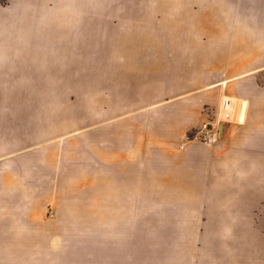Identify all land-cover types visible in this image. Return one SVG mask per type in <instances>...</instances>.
I'll use <instances>...</instances> for the list:
<instances>
[{"label":"rangeland","instance_id":"1","mask_svg":"<svg viewBox=\"0 0 264 264\" xmlns=\"http://www.w3.org/2000/svg\"><path fill=\"white\" fill-rule=\"evenodd\" d=\"M0 264H264V0H0Z\"/></svg>","mask_w":264,"mask_h":264},{"label":"built area","instance_id":"2","mask_svg":"<svg viewBox=\"0 0 264 264\" xmlns=\"http://www.w3.org/2000/svg\"><path fill=\"white\" fill-rule=\"evenodd\" d=\"M221 133L222 129L220 128V122L218 124H211V126L209 125V122H205L194 136L185 133L179 143V147L181 149L186 148L187 143L193 141L197 137H202L205 141H213L216 140Z\"/></svg>","mask_w":264,"mask_h":264},{"label":"bare ground","instance_id":"3","mask_svg":"<svg viewBox=\"0 0 264 264\" xmlns=\"http://www.w3.org/2000/svg\"><path fill=\"white\" fill-rule=\"evenodd\" d=\"M229 79H224L221 82H219L220 85H223L228 83ZM236 98L232 95H228L222 91L220 100H219V108H218V117L219 119H228L232 117H237V119L241 118L242 115L237 114L235 109L236 105Z\"/></svg>","mask_w":264,"mask_h":264},{"label":"crops","instance_id":"4","mask_svg":"<svg viewBox=\"0 0 264 264\" xmlns=\"http://www.w3.org/2000/svg\"><path fill=\"white\" fill-rule=\"evenodd\" d=\"M248 73V72H247ZM231 78H233V77H228V78H225V79H231ZM222 80H224V79H222ZM222 80H220V81H218V82H216V83H213V84H210L209 86H213V85H216V84H219V82H221ZM228 80V81H229ZM222 93V92H221ZM221 93H220V96H221ZM225 93V92H224ZM227 94V93H226ZM229 95V94H228ZM233 96V95H232ZM233 97H235L236 98V105H235V109L234 110H236V112H237V114H239V115H242V117L241 118H239V119H237V117H230V118H228V119H220V120H224V121H232V120H243V118H244V115H245V105H246V103H245V100L243 99H239L238 97H236V96H233ZM219 100H220V98H219ZM218 108H219V104H218ZM218 119H219V117H218Z\"/></svg>","mask_w":264,"mask_h":264}]
</instances>
